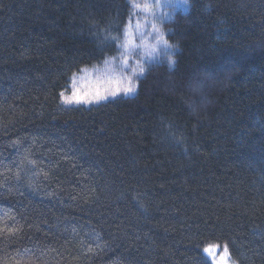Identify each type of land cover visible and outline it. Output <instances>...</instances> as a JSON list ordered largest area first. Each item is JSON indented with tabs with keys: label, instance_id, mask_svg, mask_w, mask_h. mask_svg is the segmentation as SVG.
I'll return each instance as SVG.
<instances>
[{
	"label": "trees",
	"instance_id": "obj_1",
	"mask_svg": "<svg viewBox=\"0 0 264 264\" xmlns=\"http://www.w3.org/2000/svg\"><path fill=\"white\" fill-rule=\"evenodd\" d=\"M174 6L170 55L86 107L142 0H0V264H264V0Z\"/></svg>",
	"mask_w": 264,
	"mask_h": 264
},
{
	"label": "rangeland",
	"instance_id": "obj_2",
	"mask_svg": "<svg viewBox=\"0 0 264 264\" xmlns=\"http://www.w3.org/2000/svg\"><path fill=\"white\" fill-rule=\"evenodd\" d=\"M183 2L184 0H142L141 11L137 12L136 10L127 30L126 39L130 31L131 44L127 48L123 46L120 57L109 59L101 65L83 69L73 76L68 88L63 92L64 95L71 96L75 90L79 89L91 97L99 89L100 94L106 98L90 102L66 103L62 101V103L66 106L89 107L118 97L134 95L137 91L138 79L144 75L147 65L158 59L160 50L165 49L167 55L172 52V47L168 43L160 42L162 33L159 25L162 21L159 20L169 16L175 3ZM106 62L107 67L114 69L115 74L109 73L108 79L101 80L99 79V70L106 68ZM126 88L133 90L125 91ZM211 255V264L213 262L214 264H233L228 252L224 260H221V256L225 255L224 251L217 252V250L211 249Z\"/></svg>",
	"mask_w": 264,
	"mask_h": 264
},
{
	"label": "snow or ice",
	"instance_id": "obj_3",
	"mask_svg": "<svg viewBox=\"0 0 264 264\" xmlns=\"http://www.w3.org/2000/svg\"><path fill=\"white\" fill-rule=\"evenodd\" d=\"M130 37H131V33L129 31L128 38L126 39V41L124 42V45H123L125 48H127L131 44ZM160 42L167 43V41H165L163 39L162 35L160 36ZM140 71L142 72L143 69L141 68ZM99 72H100L99 79H101V80L108 79L109 73H112L113 75L115 74L114 69L107 67V62H106V68L99 70ZM132 90H133L132 88H126L125 89V91H132ZM117 91H119V89H117ZM105 98H106L105 96L100 94L99 89H97L96 93L94 95H92L91 97H89V94H87V93H82L79 89L75 90L71 96H66V95H64L63 92L61 93L62 101L66 102V103H73V102L79 103L81 101L90 102L91 100H99V99H105ZM204 251H205V255L208 256L209 261L212 262L211 248L205 249ZM224 254H225L224 256H221V260H224L226 254H227V246L226 245L224 246ZM213 264H214V262H213Z\"/></svg>",
	"mask_w": 264,
	"mask_h": 264
},
{
	"label": "clouds",
	"instance_id": "obj_4",
	"mask_svg": "<svg viewBox=\"0 0 264 264\" xmlns=\"http://www.w3.org/2000/svg\"><path fill=\"white\" fill-rule=\"evenodd\" d=\"M185 2L189 5V7H191L193 4V0H185ZM173 46L176 48L180 47L179 43H174ZM176 62H177V57L173 56L170 66H174L176 64Z\"/></svg>",
	"mask_w": 264,
	"mask_h": 264
}]
</instances>
